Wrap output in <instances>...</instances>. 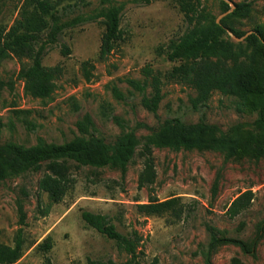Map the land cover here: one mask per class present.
<instances>
[{"label":"rangeland","instance_id":"374dc122","mask_svg":"<svg viewBox=\"0 0 264 264\" xmlns=\"http://www.w3.org/2000/svg\"><path fill=\"white\" fill-rule=\"evenodd\" d=\"M27 1L0 0V27L8 30L20 21L23 11L32 9ZM50 2L58 24L69 27L55 44L47 42V31L41 34L45 44L41 64L57 66L61 73L47 97H33L17 77L30 60L13 55L0 62V146L11 143L26 149L40 141L61 145L90 135L112 146L121 134L133 131L136 148L123 171L118 166L79 167L68 162L66 191L56 204L38 185L47 172L44 164L37 171L7 177L0 183V247L11 248L17 237L21 239V256L14 264H47L46 260L50 264H125L130 257L124 249L81 220L82 212H90L105 216L118 233L139 239L140 264H205L207 253L210 264H231L233 258L242 264H264V231L252 255L230 243L208 252L209 228L250 245L264 222V155L232 149L250 135L264 146L256 125L261 102L213 91L194 108L195 89L172 74L176 64L167 59L171 46L182 36L219 18L228 28L210 59L226 65L248 62L257 56V47L246 37L254 26H264V0ZM244 3L250 4L248 13L229 16L234 10L231 4ZM110 8L118 13L119 36L109 55L101 59L99 48ZM229 29L246 35L235 39ZM65 48L69 54H64ZM153 83L160 89L156 114L141 104L143 96L153 95ZM173 118L212 126L208 140L221 139L225 148L150 147L153 176L141 182L147 161L145 142L163 121ZM86 119L90 126L83 134L78 125H85ZM246 191L253 195L251 202L229 218V205ZM151 198L176 202L173 210L160 215L139 213L137 205ZM47 239L51 248L43 251L40 245Z\"/></svg>","mask_w":264,"mask_h":264},{"label":"trees","instance_id":"16d2710c","mask_svg":"<svg viewBox=\"0 0 264 264\" xmlns=\"http://www.w3.org/2000/svg\"><path fill=\"white\" fill-rule=\"evenodd\" d=\"M232 5V4H231ZM22 13V19L17 21L8 30L0 27V62L10 56H18L30 60V65L20 69L18 79L23 81L24 91L33 97H47L55 88V80L60 75L59 67L46 68L41 64L44 50V42L41 34L46 32L47 42L57 43L58 36L69 27L66 23L58 24V16L53 11L50 0H28L27 8ZM250 4L233 5L234 10L229 16H242L249 12ZM228 6L225 4V10ZM264 13V5L262 7ZM227 12V11H226ZM222 22L216 23L212 19L206 28L199 29L195 33L182 36L173 44L167 55L168 61L174 63L172 74L180 80L190 83L196 91V97L192 101L193 107L204 104L213 91L225 95H234L250 101L259 100L257 127L262 131L264 140V26L256 25L251 29V34L246 41L256 45V57L248 62L226 65L220 60H211L215 50L221 43L222 35L227 31ZM235 39L246 35L229 29ZM119 36V17L115 9L110 8L106 18L105 32L102 35L99 57L106 58L112 50L113 43ZM39 45L35 50L34 46ZM69 54L65 48V53ZM133 84L135 88L143 92L144 88ZM153 95L150 98L142 97V106L156 114L160 101V89L153 83ZM87 118V117H86ZM90 121L86 119L85 125H78L79 131L87 134ZM213 133V127L198 122L186 124L173 118L163 121L160 130L154 137L148 138L144 145L147 156L143 180H151L152 165L150 160V147L168 148L172 151L180 149H204L214 148L224 150L223 140L209 139ZM213 143V145H209ZM136 148V139L133 131L121 134L112 146L106 145L102 139L88 136L86 139H75L61 145L38 142L31 148H23L11 143L0 146V183L7 177L19 175L25 172L37 171L44 164L46 174L39 181V188L47 194L51 203H59L66 191L68 162H73L79 167H106L118 166L124 170L127 161L133 156ZM232 148V147H231ZM236 152H251L255 157L264 155V146L259 145L250 135L248 138L237 142L232 148ZM212 192H215V185ZM251 191H246L235 198L227 209V216L234 218L245 209L252 200ZM175 199L159 202L154 198L147 203L137 205V211L145 215H160L168 210H173ZM20 223L23 222V214L19 207ZM81 220L107 239L118 243L129 255L125 264H140L136 253L139 239H130L108 224L105 216L82 212ZM264 231V222L257 227V236L250 245L241 241L219 236L213 228H209L208 252L218 245L230 243L236 245L243 254H253L257 238ZM43 251H48L49 240L40 245ZM22 252V241L17 237L13 246L0 247V264L16 263ZM47 264H50L46 260ZM205 264H210L209 254H206ZM231 264H242L238 258H233Z\"/></svg>","mask_w":264,"mask_h":264},{"label":"water","instance_id":"95a60500","mask_svg":"<svg viewBox=\"0 0 264 264\" xmlns=\"http://www.w3.org/2000/svg\"><path fill=\"white\" fill-rule=\"evenodd\" d=\"M231 7L233 8V5H231ZM218 22H219V18L216 19V23H218Z\"/></svg>","mask_w":264,"mask_h":264}]
</instances>
